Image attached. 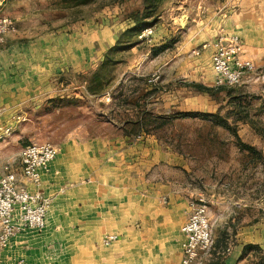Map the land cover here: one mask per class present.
Here are the masks:
<instances>
[{"label": "rangeland", "instance_id": "1", "mask_svg": "<svg viewBox=\"0 0 264 264\" xmlns=\"http://www.w3.org/2000/svg\"><path fill=\"white\" fill-rule=\"evenodd\" d=\"M108 1H0V18L17 27L9 42L43 47L28 62L46 71L42 87L1 125L11 127L0 140L2 173L18 170L19 153L33 143L58 152L98 143L96 154L123 162L126 185L134 181L141 196L163 186V208L169 192L184 203L205 201L213 247L200 264H264V50L249 58L254 69L243 83L230 87L216 85L213 50L205 48L244 0H164L146 20L154 26L135 37L123 34L145 13L143 0ZM98 246L90 260L78 252L85 260L78 263L133 264L118 248L102 263Z\"/></svg>", "mask_w": 264, "mask_h": 264}, {"label": "crops", "instance_id": "2", "mask_svg": "<svg viewBox=\"0 0 264 264\" xmlns=\"http://www.w3.org/2000/svg\"><path fill=\"white\" fill-rule=\"evenodd\" d=\"M238 9L231 10L220 33L206 41L205 48L214 52L219 39L238 36L243 57L249 59L264 50V5L254 7L244 0ZM42 48L29 43L12 44L9 37L1 47L0 116L3 109L6 115L0 119V126L8 121L7 114L13 108L26 101L30 89L42 87L46 71L32 68L28 62L32 63L33 53ZM4 148L0 145V153ZM100 150L93 142L79 148H62L42 172L39 187L24 183L29 191L40 192L49 201L47 226L44 231H26L14 237L4 252L5 264L18 259L26 264H80L79 259L85 260L78 257V252L85 251L84 259L90 260V254L98 249L96 243L99 250L106 251L102 263L109 261L110 250L118 248L123 253L121 260L129 257L133 264H181L185 240L181 228L190 216L191 202L184 203L169 192V203L163 208V186L157 183L150 186L154 193L150 198L141 196L134 181L126 185L123 162L103 161L96 154ZM112 151L114 156H121L117 148ZM18 160L16 171L20 173V157ZM110 234L122 238L110 247L101 246L100 240Z\"/></svg>", "mask_w": 264, "mask_h": 264}, {"label": "built area", "instance_id": "3", "mask_svg": "<svg viewBox=\"0 0 264 264\" xmlns=\"http://www.w3.org/2000/svg\"><path fill=\"white\" fill-rule=\"evenodd\" d=\"M17 32L10 18H0V45ZM206 47V46H205ZM212 69L217 86H239L253 69V62L243 57L241 39L232 36L219 39L214 45ZM11 136V127L0 126V140ZM58 155L50 143L30 144L20 155V173L11 167L0 169V264L11 240L26 231L41 232L47 226L49 201L40 192L29 191L24 183L36 187L41 184L42 172L46 171ZM184 235L181 264H200L213 247L212 226L203 199L191 202V213L181 228ZM118 241L115 234L106 235L103 244L110 247ZM10 264H26L23 259Z\"/></svg>", "mask_w": 264, "mask_h": 264}, {"label": "trees", "instance_id": "4", "mask_svg": "<svg viewBox=\"0 0 264 264\" xmlns=\"http://www.w3.org/2000/svg\"><path fill=\"white\" fill-rule=\"evenodd\" d=\"M1 1V0H0ZM83 2H87L88 0H82ZM125 1L127 0H109L107 2V5H113L115 3H124ZM164 0H143L144 2V7H145V13L144 14H136L134 17H133V20L135 22V26L129 30H127L123 36L124 37H135V36H138L140 35L144 30L148 29V28H151L154 26V22H147L146 20H148V18L152 17L155 12L158 10L159 6L163 3ZM192 87H194L195 89L201 91V92H211L210 89L202 86V85H198V84H194L192 85ZM183 117H186V118H196V117H208V118H211L212 115H207V114H199V113H183L182 115ZM156 120H163V118H160V117H157L155 118ZM140 126L139 123H137L136 127L138 128ZM223 126H226V128H228L227 126L228 125H223ZM245 149L246 150H249V151H252L253 149L249 146H246L245 145ZM253 152V151H252Z\"/></svg>", "mask_w": 264, "mask_h": 264}]
</instances>
